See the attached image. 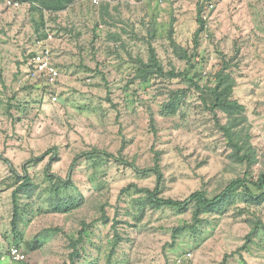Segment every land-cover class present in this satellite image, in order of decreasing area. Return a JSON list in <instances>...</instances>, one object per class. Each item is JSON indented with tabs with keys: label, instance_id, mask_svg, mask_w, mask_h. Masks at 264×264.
Masks as SVG:
<instances>
[{
	"label": "rangeland",
	"instance_id": "rangeland-1",
	"mask_svg": "<svg viewBox=\"0 0 264 264\" xmlns=\"http://www.w3.org/2000/svg\"><path fill=\"white\" fill-rule=\"evenodd\" d=\"M9 1L15 0H0V156L20 175L27 166L38 190L32 200H20L21 207L29 206L21 211L15 231L12 185L17 177L0 159V264H21L9 259L10 248L17 245L26 255L25 264L70 263L74 249L69 238H78L83 223L88 227L76 264H264V229L249 236L258 218L264 222V202L252 204L241 195L221 212H206L196 233L174 240L175 228L192 223L191 209L148 210L138 222L137 194L121 195L131 184L154 189V173H138L113 160L95 164L81 158L60 199L71 197L82 204L61 214L54 212L56 195L45 173L51 155L28 164L56 147L59 158L51 170L67 179L75 158L94 148L121 156L140 170L153 167L155 150L162 152L165 197L185 200L205 188L213 198L237 179L247 176L255 182L264 171V1H79L67 12L47 14L46 32L55 36L53 63L61 73L53 90L41 80L22 82L30 55L38 49L40 18L29 4L16 7ZM105 2L109 23L101 18ZM200 7L207 30L195 50ZM171 27L177 43L195 54L191 63L174 54ZM151 44L168 71L187 72L200 86L213 83L224 56L233 59L234 99L247 109L259 159L248 174L246 164L230 159V149L190 80L144 84L135 79L134 59H146ZM177 91L183 97L174 112L167 108ZM36 245L38 249H29Z\"/></svg>",
	"mask_w": 264,
	"mask_h": 264
},
{
	"label": "trees",
	"instance_id": "trees-1",
	"mask_svg": "<svg viewBox=\"0 0 264 264\" xmlns=\"http://www.w3.org/2000/svg\"><path fill=\"white\" fill-rule=\"evenodd\" d=\"M20 4H29L31 12H37L39 14L40 21L36 22V31L39 34V39L46 37V15L57 16L60 13L67 12L72 7L75 6L80 0H15ZM167 1V0H166ZM92 4V3H91ZM93 5V4H92ZM203 7H200L198 10V24L199 28L195 33V50L199 49L200 46V37L204 32H206L207 23L202 17ZM102 22L109 23V20H112L110 15L109 3L105 2L102 7L101 13ZM45 29V30H44ZM175 31L171 27L169 40L170 46L173 49L174 54L182 61L188 63L192 62V57H195V54H190L187 49L182 48L177 41L175 40ZM156 32L151 33L152 38L154 39ZM117 40H121V36H117ZM149 55L145 59L142 56L133 58V55L130 54L131 58L134 59L135 64L137 65V72L135 75L136 80H140L141 83H148L152 79H163V80H177V79H188L193 84L194 88L198 92L199 99L201 100V106L209 115L214 119L219 132L222 134L228 148L230 149V159L235 163L246 164L248 174L258 163V153L253 145L252 138V125L250 124L249 118L246 115V107L241 104L238 100L234 99L235 87L237 81L234 77L232 71V60L224 56L222 61L221 69L215 74L214 81L212 84H207L205 86H200L198 83L189 79L187 72H177L175 69L167 70L158 56V52L155 47L151 44L149 46ZM32 56V55H30ZM183 92L177 91L172 92L171 103L168 106V110H174L180 107L182 104ZM224 116V117H223ZM226 120L223 122V120ZM155 118L151 116V126L155 131ZM51 155L50 162L46 166L45 173L47 178L50 181L51 190L55 193V197L51 200L52 206L54 207V212L57 213H70L73 209L77 208L82 204L81 201H77L74 198L60 199V192L63 188L69 187L72 184L71 172L74 170L77 162L81 158H86L94 162L104 163L106 161L113 160L116 163L127 165L134 169L138 173H154L157 179V184L154 189L150 188H140L137 184H131L128 187L124 188L121 192V195L128 193H135L138 196L137 205L139 207V213L136 217L138 222H141L148 210L159 211L164 208H169L172 210H177L179 212H186L192 210V223L184 224L180 227H177L173 231V239L185 232L196 233L198 227L203 223L202 216L206 212H221L227 205L233 203L236 198L243 195V198L247 202L252 204H261L264 202V171L260 173L258 179L253 182L247 179V176L241 179H237L231 182L227 188L220 194L216 195L213 198H210L208 192L205 188H202L194 193H192L187 199L179 200L170 197L163 196V182H164V173L162 170V152L154 150V164L150 169L140 170L135 163H129V161L123 159L121 156L108 153L106 151L94 148L90 152H83L78 155L74 163L71 166L70 175L67 179H63L54 174L51 170L53 162H56L59 158L58 148H53L51 151L46 152L41 157L32 158L28 164H40L45 160V158ZM0 159H3L6 162L13 174L16 175L17 180L12 185L14 187L12 198L14 204V217L12 220V225L14 230L18 229V224L22 219L21 211L27 208L21 207L20 200L22 198H27L32 200L37 193V186L32 180L27 166L24 167V173L22 175L18 174L11 162L7 159H4L0 156ZM250 185H253L259 194L256 195L250 188ZM104 222L108 221V217L103 210ZM253 229L250 232L249 236L255 235L260 228L264 229V222L261 219H257ZM84 228L81 229L78 233V238H69L70 246L74 249L73 253L70 254V263L65 264H76V261L80 259V253L78 245L84 241L86 234V227L88 225L83 223ZM59 229H54L51 231H58ZM117 237H119L117 235ZM250 240V237L248 238ZM117 245V243H116ZM19 247V245H17ZM20 248V247H19ZM39 246L30 247V250L38 249ZM25 264V263H21Z\"/></svg>",
	"mask_w": 264,
	"mask_h": 264
},
{
	"label": "built area",
	"instance_id": "built-area-1",
	"mask_svg": "<svg viewBox=\"0 0 264 264\" xmlns=\"http://www.w3.org/2000/svg\"><path fill=\"white\" fill-rule=\"evenodd\" d=\"M81 2H90L93 5L98 4L99 0H80ZM239 2H245L248 0H235ZM257 2H263L264 0H254ZM10 5L18 7L20 3L18 1H9ZM213 7V5H211ZM54 34L49 31L46 37L40 39L37 43V50L32 52V56L29 59L30 68L23 76L22 82L24 84L30 81H39L48 88L53 90L56 87L58 80L61 77V73L58 67L53 63V52L51 49V43L54 41ZM52 100L57 101L58 95L52 93ZM9 259L13 263H22L26 260V255L18 246H12L9 251Z\"/></svg>",
	"mask_w": 264,
	"mask_h": 264
}]
</instances>
